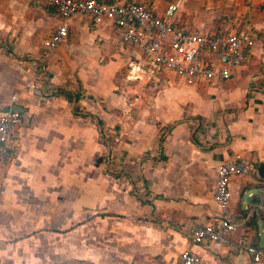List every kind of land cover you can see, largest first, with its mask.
<instances>
[{
  "label": "crops",
  "instance_id": "obj_1",
  "mask_svg": "<svg viewBox=\"0 0 264 264\" xmlns=\"http://www.w3.org/2000/svg\"><path fill=\"white\" fill-rule=\"evenodd\" d=\"M156 1L162 9L176 0ZM199 12L176 21L211 32ZM58 22L48 0H0V110L16 96L25 115L0 145V264H171L188 247L200 264H264L254 223L224 244L191 245L196 225L219 215L217 167L264 158V45L255 43L229 80L187 86L150 69L111 21L74 16L44 61L37 95L26 61L39 59ZM251 23L264 31V15ZM201 123L204 148L191 141ZM247 176L230 180L232 202ZM248 246L263 252L259 262Z\"/></svg>",
  "mask_w": 264,
  "mask_h": 264
},
{
  "label": "built area",
  "instance_id": "obj_2",
  "mask_svg": "<svg viewBox=\"0 0 264 264\" xmlns=\"http://www.w3.org/2000/svg\"><path fill=\"white\" fill-rule=\"evenodd\" d=\"M48 1L58 12L59 22L43 41L39 59L26 61L33 72L28 87L37 95L43 93L44 61L66 39L68 22L74 16H89L97 24L111 21L119 41L135 48L150 69L171 73L187 86H196L201 81L229 80L233 71L243 63L246 49L255 46L254 36L245 30L211 33L186 29L176 21L181 0L168 3L162 9L156 0ZM11 101L9 110L0 114V145L9 141L23 122L20 113L11 110L17 97H12ZM251 170L252 166L244 159L226 161L217 167L212 190L219 215L213 223L196 225L191 236L192 246L203 243L224 244L239 226L249 221L252 214L247 207L242 220L236 219L231 207L229 184L232 178L247 176ZM247 252L254 262H259L263 257V252L254 246H248ZM200 262L199 254L188 247L171 264Z\"/></svg>",
  "mask_w": 264,
  "mask_h": 264
},
{
  "label": "rangeland",
  "instance_id": "obj_3",
  "mask_svg": "<svg viewBox=\"0 0 264 264\" xmlns=\"http://www.w3.org/2000/svg\"><path fill=\"white\" fill-rule=\"evenodd\" d=\"M195 10H200L198 16L201 22L205 24L206 28L211 27V33L215 32L213 30L235 31V29H243L246 27L245 22H252L253 20L256 22L257 20L262 19L264 15V6H255L253 0H181L178 13L182 14V16H180L181 20L186 21L189 20V15H192V19L196 18V15L192 14ZM262 33H264V31ZM254 40L256 44L261 43L264 45V38L258 39L254 36ZM169 83H173L178 89L181 87L174 78H170ZM148 86H154V81L151 80ZM158 87L161 88L162 86L158 85ZM249 162L253 169L250 171L247 178H252L253 181L246 180L244 182L243 193H241L240 196L239 193L237 196H234L231 204L235 215H239L236 219L240 221L243 217V214L241 213H243L245 208L248 207V198L253 195L252 202H254L257 198L255 195L261 190L264 191V185L259 184L260 180L255 176V171L258 167L257 165L260 162H264V158L256 157L249 160ZM260 206L264 208V195L260 196ZM252 224V222L243 224L241 225V228L244 229ZM252 230L258 234V236L254 238L256 243L258 242L260 248H264L263 210L257 209V217L254 219Z\"/></svg>",
  "mask_w": 264,
  "mask_h": 264
},
{
  "label": "trees",
  "instance_id": "obj_4",
  "mask_svg": "<svg viewBox=\"0 0 264 264\" xmlns=\"http://www.w3.org/2000/svg\"><path fill=\"white\" fill-rule=\"evenodd\" d=\"M109 2H110V1H109ZM245 23H246V27H245V28H243V29H237L235 32H240V31H242V30H245L247 33H249V34H251V35H254V36H255L256 38H258V39H263V38H264V33L255 31V29L251 26L250 22H245ZM217 32L228 33V32H230V31H227V30H218ZM249 50H250L249 48L246 49L245 54H247V53L249 52ZM42 76H43V73H42ZM75 96H76L77 98H79V95H78V94H75ZM74 110L81 111V112L83 111V110L80 109L77 105L75 106ZM201 127H202V123L199 125V127H197L195 133H194L193 136H192L191 141H192V143H193L194 145L204 148L206 143L202 142V141L200 140V138H199V133L201 132V131H200V130H201ZM200 134H201V133H200ZM108 142H110V140H108ZM257 166H258V165H257ZM127 174H129V173H127ZM259 184L264 185V181H259ZM248 189H249V188H248ZM259 189H260V188H259ZM135 197H136L137 200L140 201V203H142V204H150V203H149L150 201H149V199H147V198L137 197V196H135ZM246 213H247V211H244V212L241 213V214H243V216H244ZM249 222L254 223V219H253L252 216L250 217Z\"/></svg>",
  "mask_w": 264,
  "mask_h": 264
},
{
  "label": "water",
  "instance_id": "obj_5",
  "mask_svg": "<svg viewBox=\"0 0 264 264\" xmlns=\"http://www.w3.org/2000/svg\"><path fill=\"white\" fill-rule=\"evenodd\" d=\"M8 110H9V107L0 110V113L7 112ZM11 110L20 113V115H21L23 121L25 120V118H24V116H25V115H24V111H23V109H22L20 106H18V105H14V106L11 108ZM255 176H256V178H257L258 180H260V181H264V162H263V163H260V164L258 165V167H257V169H256V171H255ZM262 193H264V191H262V192H258L256 195L259 196V195H261ZM252 200H253V195L250 196V197L248 198V201H247V203H248V205H249V208H251L252 205H253Z\"/></svg>",
  "mask_w": 264,
  "mask_h": 264
}]
</instances>
